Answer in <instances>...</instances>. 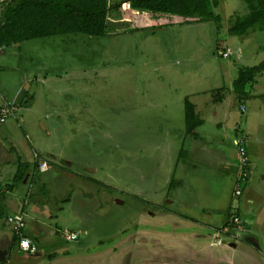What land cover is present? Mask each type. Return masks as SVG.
Returning a JSON list of instances; mask_svg holds the SVG:
<instances>
[{
  "label": "rangeland",
  "instance_id": "rangeland-1",
  "mask_svg": "<svg viewBox=\"0 0 264 264\" xmlns=\"http://www.w3.org/2000/svg\"><path fill=\"white\" fill-rule=\"evenodd\" d=\"M219 1L215 13L222 17L220 31L217 23L211 21L159 28L155 34L132 29L102 38L67 34L25 42L19 51L14 46L6 50L7 54L0 51V63L4 64L0 71V111L8 106L12 112L5 122H0V142L5 146H0V193L10 192L8 186L13 188L14 184L8 182L14 183L17 171H21L17 182L23 194H18V198L28 201L25 232L30 231L29 237L43 247V238L47 239V256L92 251L94 247L78 249L77 245L82 241L96 245L98 240L118 244L115 256L129 255V251L138 256L139 250L134 252L131 240H147L153 244L148 257L151 264H157L153 256L158 253V222L143 220V212H148L149 198L157 202L165 196L164 187L173 173L176 152L172 150L175 146L167 147L164 135H147L149 128L159 127L162 122L161 115L154 116L149 111V102L173 101L171 92L175 91V97L180 98L221 87L229 75L236 77L240 68L264 60V31L255 32L245 42L247 48L257 47V51L250 58L237 59L233 48L237 37L228 38L225 28L231 14H243L246 9L237 10L244 5L238 0ZM15 2L0 0V21ZM112 25L121 27L109 16L108 28ZM227 46L233 48L232 57L219 53ZM15 53L19 56L15 57ZM225 65H230L231 72ZM35 77L40 82L31 94L33 100L23 91L13 104L4 101L11 96L12 102L16 84L24 85V80L33 81ZM255 87V91L264 92V79ZM25 96L31 105L23 104L28 103ZM255 101L258 100L247 101L249 110L233 113L234 118H249L254 126L262 123L264 100L261 105ZM20 106L23 108L18 110ZM241 135L239 139L246 137ZM71 159L75 162L73 167L68 166ZM41 160L48 161V170L41 172L38 168ZM92 168L96 170V181L90 176ZM220 184L214 179L209 188L217 189ZM226 187L234 200L233 213L239 214L240 196H235L238 200L232 198L233 184ZM230 209L224 212L228 213L226 218ZM195 213L199 214V209ZM9 216L1 214L13 228ZM231 217L215 234V264H226L220 260L228 261L229 243L240 241L242 223H234ZM171 228L169 223L167 249L168 254L174 255V244L180 243L181 238L194 239L195 234L182 230L181 225ZM16 256L13 252L10 257L13 260Z\"/></svg>",
  "mask_w": 264,
  "mask_h": 264
},
{
  "label": "crops",
  "instance_id": "crops-1",
  "mask_svg": "<svg viewBox=\"0 0 264 264\" xmlns=\"http://www.w3.org/2000/svg\"><path fill=\"white\" fill-rule=\"evenodd\" d=\"M131 1L108 0L109 4H122V10L127 12H125L122 18L112 19V22H118L121 27H118L119 25H112L110 29L108 28L109 31L105 34L106 37L108 34L111 37L119 30L121 32H126L129 29L134 31L143 30L149 32V34H155L159 28L174 29L188 24L204 25L211 21L217 23L219 31L222 29L220 28L222 17L215 13V7L213 5L212 10L214 14L220 18L218 21L214 18H200L196 16L146 11L139 12L131 8ZM238 1L244 3V5L237 10L241 11L244 8L246 11L244 10L245 13L243 14H238L237 12L231 14L229 25L225 28L228 38H231V36L237 37L235 41L236 46L233 47L236 49L235 53L230 46H227L223 51L219 50V53H223L225 56V52H227L228 55L225 57H232L233 55L231 53H234L237 55L238 60H243L247 59V56L250 58V55L257 51L255 49L257 47L247 48L246 40L255 34V32L264 31V27L252 26L243 34L232 33L230 28L234 26L237 18L250 14L247 2L245 0ZM210 3H212V0H210ZM219 3L220 1L218 5ZM23 43L15 44L14 48H17L19 51ZM14 48L12 49L15 50ZM6 50L2 49L0 51H5L3 54H7L8 52ZM246 50L249 53H246ZM18 56L16 55L15 57ZM3 67L4 64L0 63V71L3 70ZM225 67L231 72L232 68L230 65H225ZM238 76L239 70L236 77L234 74L232 77L229 75L226 81L220 85L221 87L214 86V88L209 90H198L196 94H183L180 98L175 97V94L178 92L175 91L171 92L173 93V96H171L174 99L173 101L165 99L164 101L149 102V111L151 110L154 116L155 114H159L163 117L160 116L162 122L159 127L156 126L154 128L153 125L147 130V135H164L167 137V147L170 145L172 147L175 146L172 150L176 152L173 173L170 178L168 177L166 179V186L164 187V190L166 189L168 194L166 192L165 196L157 201L159 203L149 198L150 202H147L146 207L148 212H143V220L150 219L158 222V234H160V239L157 242L158 253L157 257L155 255L153 256L156 258L157 264H215V234L218 229L226 226L229 217L238 215L242 223L238 231L240 241L237 243L230 242V247L226 249L229 254L227 257L229 258L228 261L227 259L226 261H220L226 264H247L248 260H258V264H264V234L261 232H264V120L262 123L254 126L250 125L253 121L249 122V118L244 119L245 121H237L233 115L235 112L244 114L245 111L249 110L247 101H250V99L253 101L258 100L255 101L257 105L259 102V105L262 104L264 92L259 93L255 91V84L259 85L264 79V71L256 73L254 81L246 85V96L243 98L238 97L234 89V82ZM24 81V85L21 83L16 84L15 93L12 94V102H9L11 96H8L7 99L4 98L5 102L13 104L18 98L22 97L23 91H27L33 100L34 97L31 94L35 93V87L40 81L38 78L33 81H29V79ZM190 88H195V86ZM168 94L169 92H166L165 95ZM192 97L198 98L193 99ZM24 101L28 102L23 103L26 106L31 105L29 104L31 100H28L26 96ZM186 101L194 105L195 115L201 121L196 127L195 133L189 132L187 129ZM22 108L20 106L18 110ZM174 109H178V111H174ZM241 134L246 136L240 139L243 140L248 149L249 165L246 167V170L250 174L246 179L243 192L239 198V214L237 212H234V214V200H231V191L227 190L226 186L233 184L232 198L235 197V190L240 183L242 169L244 168L241 162L240 149L236 142L242 136ZM0 146L5 149L2 143ZM52 157L56 158L54 155ZM22 161L27 162L23 159ZM74 163V160L71 159V161L69 160L68 166L73 167ZM2 164L3 162L0 163L1 168ZM5 164H7V161H4ZM6 166H9V164ZM86 166H83L84 169L87 168ZM93 171L96 172L95 168L91 172L89 171L91 173L90 176L96 181L93 178ZM15 172L16 170L13 174ZM214 179H218V182L221 184L217 189L212 190L209 188V184ZM8 183L14 184V187L8 188L10 192L4 195L0 193V261L4 258L11 260L13 264H125V261L126 264L152 263V260L148 256L152 253L150 248L153 244L147 240H131V246L136 249L134 252L136 253L139 250L136 254L138 256H134L133 251L131 253L129 251V255L115 256L118 254L115 252L118 244L113 242V240H107L106 242L98 240L96 245H86L82 241L78 243V249L92 247L95 249L85 252L80 250V254L47 256L46 245H49V243L47 242L45 244L47 241L45 237L43 241L46 247H43L39 241L37 243L39 247L37 256H29L19 252V243L13 232V228L9 223H5V220L1 218V214L5 212L6 215H12L22 209L26 217L25 212L27 211L25 210V206L28 205V201L23 197L18 198V194H23L21 193L22 186L20 183L15 181L14 183L10 181ZM13 194H16V196L12 197ZM210 197L211 201H208ZM229 207L231 209L226 218L225 216L228 213L226 212L224 215V212ZM197 209H199V214L195 213ZM169 223H171V229L175 230L181 225L182 230L193 231L195 234L194 239L185 241L184 238H181L180 243H175L173 246V250L176 249L174 255L168 254L167 249L169 243L166 239V232ZM182 230L181 232H183ZM142 231H144L143 228ZM145 231H148V229ZM29 233L31 234L30 231L25 232L26 236L29 237ZM40 245L43 249L40 248ZM178 248L180 251H178ZM13 252L17 256L16 259L12 260L10 256ZM199 252L201 253L199 254ZM146 253L147 255H145ZM240 257L243 258L242 261ZM24 260L28 262H24Z\"/></svg>",
  "mask_w": 264,
  "mask_h": 264
},
{
  "label": "trees",
  "instance_id": "trees-1",
  "mask_svg": "<svg viewBox=\"0 0 264 264\" xmlns=\"http://www.w3.org/2000/svg\"><path fill=\"white\" fill-rule=\"evenodd\" d=\"M250 14L238 17L232 33L243 34L252 26L264 27V0H245ZM218 0H132L131 8L137 11L196 16L220 20L212 10ZM122 4L109 6L108 0H16L4 13L0 21V50L17 43L67 34H85L103 37L107 33L108 18H122L125 15ZM138 15V14H137ZM264 71V60L257 66L239 69L234 82L238 97L246 96V85L254 81L255 74ZM186 122L189 132L195 133L200 120L196 117L194 105L186 101ZM39 168V166H38ZM19 174L18 177H16ZM17 171L15 182L21 178ZM12 188V186H8Z\"/></svg>",
  "mask_w": 264,
  "mask_h": 264
},
{
  "label": "built area",
  "instance_id": "built-area-1",
  "mask_svg": "<svg viewBox=\"0 0 264 264\" xmlns=\"http://www.w3.org/2000/svg\"><path fill=\"white\" fill-rule=\"evenodd\" d=\"M228 53L225 52V56H227ZM11 109L6 106L0 111V122H5L6 119L11 115ZM239 149H240V155H241V162L243 163V171L240 177V183L238 184L235 195L240 196L243 192V188L246 182L247 177L249 176V173L246 170V167L248 164V155L246 150V145L244 144L242 139H239L236 141ZM49 168L48 161L41 160L39 169L42 171H46ZM234 223H239L240 218L238 216L232 217ZM9 222L13 225V228L15 229L14 233L16 238L18 239L19 243V252H22L24 254H27L29 256H37L39 252V247L36 243V241L32 240L25 234V228H26V218L25 214L22 209L15 212L14 214L10 215L8 217ZM0 264H13L11 260L4 259L0 261Z\"/></svg>",
  "mask_w": 264,
  "mask_h": 264
},
{
  "label": "water",
  "instance_id": "water-1",
  "mask_svg": "<svg viewBox=\"0 0 264 264\" xmlns=\"http://www.w3.org/2000/svg\"><path fill=\"white\" fill-rule=\"evenodd\" d=\"M1 257H2V256H1ZM2 260H4V258H3Z\"/></svg>",
  "mask_w": 264,
  "mask_h": 264
}]
</instances>
